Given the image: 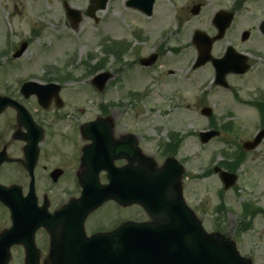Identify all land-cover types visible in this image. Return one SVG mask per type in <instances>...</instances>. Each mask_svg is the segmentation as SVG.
<instances>
[{"label":"rangeland","instance_id":"374dc122","mask_svg":"<svg viewBox=\"0 0 264 264\" xmlns=\"http://www.w3.org/2000/svg\"><path fill=\"white\" fill-rule=\"evenodd\" d=\"M66 1L70 7L84 11L89 0ZM201 1L205 3L201 18L191 20L184 27V33L196 27L207 26L214 7L228 6L233 2V0ZM62 2L63 0H22L19 3V0H0V21L3 22L2 26L0 24V36L2 30L4 31L0 38V46L5 42L10 49L17 44L19 46L22 41L29 43L22 56L14 59L15 61L9 63L13 60L12 56L0 59V85L4 83L15 85L14 77H22L29 73L40 75L44 67H57L62 78L66 77L62 75L64 72L70 73L74 78L72 83L66 84L64 98L67 101L66 110L73 112L77 117L73 115V118L55 122L54 128L58 133L61 132L63 137L56 136L46 142L42 149V164L48 169L58 166L70 178L76 162L73 161V154L78 152L81 143L77 142L76 136H72L75 134L73 126L99 115L101 106L107 103L111 104L107 112L113 117L118 130L138 134L144 151L156 158L159 163L162 161L159 142L168 143L171 131L186 136L188 132H192L193 135L185 138L179 136L182 141L180 147L172 153H167V156H175L184 166L185 172L181 183L186 203L207 231L216 230L232 238L241 254L252 255L253 264H264V141L246 154L244 162L238 167L239 175L234 188L223 191L216 174L211 172L205 176L206 171L218 162L231 161V158L220 153L221 151L232 154L237 151V146L255 134L259 117L245 102L249 100V93L250 99L252 97L254 99L256 94L263 92L264 66L257 67L254 73L242 79H230V83H234L241 90L238 92V98L233 97L229 91H222L217 87L207 89L205 85L202 86L205 87V94H200L199 89L196 90V85H192L188 80L189 75L182 63L183 56L178 58L179 63L174 64L175 74L171 77L175 81L168 89L167 86L163 88L165 94L162 96L152 93L153 74L146 73L138 66H134L132 75L137 74L139 80L126 79L125 83L127 88L134 89H141L146 85L145 89L150 90L147 97L128 101L124 95L125 90H122L123 83L118 85L117 78L110 82L105 92L98 94L88 83L93 75L82 64L95 67L99 63H104L105 70L110 71L114 77L124 64L120 63L118 66L113 55L103 53L106 37L119 40L138 25L143 26L146 31L153 32L149 35L155 37L157 28L154 27L152 19L130 14L131 11L127 13L121 0H113L106 14L105 10L96 13L97 21L82 16L78 28L72 30L65 17ZM241 5L242 12L237 18L236 25L240 29H249L251 10L254 18L253 28L256 29L259 22L264 21V0H245ZM197 20H201L200 26ZM32 28L38 31L39 36L30 33ZM149 42L151 43L152 39ZM142 50L145 52L148 47L142 45ZM190 52L193 54L192 50ZM89 53L93 55L91 59H88ZM127 58L131 57L128 55ZM66 67L68 69H65ZM176 76H181L184 83L181 77ZM210 76V71L203 70L197 75L195 84L199 85ZM118 103L120 106L116 107ZM202 106L214 109L211 118L215 123L220 122L222 118H233L235 129L231 133H223L221 140L213 139L206 145H201L197 132L206 129L210 123L208 118L199 113ZM14 175L17 176L15 167ZM40 187L41 183L38 184V189ZM220 197L221 203L226 207L222 211L217 210ZM245 201L262 210L253 218L252 225L246 231L240 229V222L243 220L240 212ZM105 207L108 209V205ZM127 216L147 219L143 213L135 209L127 210ZM2 219L5 220V213L0 209V220ZM20 254V250L14 248L9 264H22Z\"/></svg>","mask_w":264,"mask_h":264},{"label":"flooded vegetation","instance_id":"af4514ba","mask_svg":"<svg viewBox=\"0 0 264 264\" xmlns=\"http://www.w3.org/2000/svg\"><path fill=\"white\" fill-rule=\"evenodd\" d=\"M21 1L19 0V3ZM243 2L244 0H233L228 6L214 7L207 21V26L203 25V28L196 27L184 33V27L191 20L201 18L200 16L204 10L205 3L201 0H154L152 14L149 19L153 20V25L157 28L155 37L150 36L149 34L153 32L146 31L141 25L136 27L141 30L140 33L136 34L133 31L123 36L124 41L121 43L119 51L120 63H124L120 71L122 78L119 81L120 84L123 83L124 88L122 90H127L126 79L133 80L132 78H134L136 81L139 80L137 74L132 75L134 66H138L141 70H148L146 73L153 74L154 90L152 88V93H157L159 96L164 95L163 88L167 86L168 89L169 85L175 81L171 77L175 74V72L173 73L174 64L179 63L178 58L183 56L182 63L189 75L188 80L192 85H196V90L201 82L198 85L195 84V80L197 79V75L202 73L203 70H209L211 72L210 83L214 85V63L217 64L219 61L221 66L227 69L240 68L244 60L243 57H246L245 61L249 65L246 73L236 74L229 71L224 78L230 86L227 88L216 86L222 91H232V96H234L233 89L236 92L241 91L240 88H237V90L234 87V83H230V79H242L246 75L254 73L257 67L264 66V33L260 27L262 23L264 24V21L259 22L256 29H254L253 12L250 10V28L240 29L236 24L237 18L242 12L243 6L241 4ZM127 9L131 11L130 14H139L140 17L146 18L136 9ZM196 11L198 12L194 13ZM218 14V24L224 26L221 30L214 23V17ZM228 20L230 23H228ZM197 21L199 22L198 26H200L201 20ZM198 31L202 32V34L196 35ZM150 39H152L151 43L149 42ZM142 45L147 46L148 50L144 52ZM17 47L15 46L13 50L16 51ZM190 50H192L193 54H191ZM202 50H205L208 62L199 67H194L201 58L199 57V53ZM10 53L12 51L0 53V59ZM128 55L131 57L130 59L127 58ZM141 60L150 62L149 66H141ZM59 73L60 71L58 69H53L46 71L43 75L30 74L28 78L30 81L44 85L55 83L59 86L57 90L44 88L41 94V102L36 95L29 94L25 97L21 94V84L23 81H19L11 87L4 88L2 95L16 100L24 107L28 116H24V120L20 125L17 124V113L12 108L6 109L0 116V160L2 161H0V184L4 186L17 184L20 186L22 193L26 195L32 181L26 166L35 158L32 171L34 193L37 204L39 206L45 204L50 213L60 210L73 197L79 196L81 157L84 147L90 143L86 139L87 137L80 132L81 126L79 124L73 126L75 128V134H72V136H76L77 142L81 143L78 147V152L73 154V161L76 162L74 167H72L70 178L60 167L53 166L48 169L46 165L42 164V149L46 142L54 139L56 136L63 137V134L61 132L58 133L54 128L55 122L66 119L65 117L68 116L69 112L66 110L67 101L64 98V90L66 89L65 85L72 83L74 78L70 74L62 78ZM114 78L113 76L112 79ZM181 79L184 83V79L182 77ZM236 95L238 96L237 93ZM146 96L147 93L144 92L140 95V98ZM263 103L264 94L261 93L254 99L253 97L252 99L249 97V104L247 106L256 111L263 107ZM258 126L259 128L264 127V118H259ZM219 127L233 130L235 125H230L227 122ZM219 131L222 133L225 130L222 131L219 129ZM126 132L128 131L118 130L117 125L113 126L112 135L114 138H120ZM15 133H17V136L13 137ZM112 152L116 151L111 150L110 153ZM237 155L244 157L245 153L238 152ZM10 160L14 161L10 162ZM21 162H24L23 165ZM123 164V160L115 161L116 166ZM14 167L17 169V176L14 175ZM105 178V173L99 174L101 182ZM40 183L41 187L38 189V184ZM105 206L107 204L102 205L98 210L87 216L84 224L86 236L110 231L126 221L125 208L113 202L108 203V209ZM61 232L62 228L59 226L57 234L60 235ZM41 233L43 236L41 238L48 242L46 233L42 231Z\"/></svg>","mask_w":264,"mask_h":264},{"label":"water","instance_id":"95a60500","mask_svg":"<svg viewBox=\"0 0 264 264\" xmlns=\"http://www.w3.org/2000/svg\"><path fill=\"white\" fill-rule=\"evenodd\" d=\"M79 13H77L78 15ZM79 17L76 18V22ZM102 83L108 75H102ZM101 83V85H102ZM102 89V86L100 90ZM209 115L208 110L203 111ZM208 135V134H207ZM210 136L213 133L209 134ZM264 137V130L260 131L251 143H245V149H252ZM209 136L203 140H208ZM219 172L224 188L234 184L235 176L215 169ZM99 189V188H98ZM102 192L89 202H83L81 211L83 215L96 207L105 198L110 197L109 187L101 188ZM11 193L0 192V200L9 205L14 214V227L10 234L0 240V264H6L7 247L18 237V232L23 233L28 229L26 222L30 217L24 213V202L20 199L10 202ZM124 199V195L119 196ZM146 199L151 201V213L163 217L154 225L127 224L121 231V246H106L100 253L89 250L74 249L81 258L65 259L58 261L61 264H250L246 259L240 258L230 241L218 236L206 235L192 214L186 209L179 198L174 200L162 199L159 195L127 196L128 201H142L147 205ZM83 217V216H82ZM82 219V218H81ZM25 225V226H24ZM21 230V231H22ZM118 233V232H117ZM115 234L116 238L119 234ZM20 236V235H19ZM94 243V242H92ZM97 250V249H95ZM93 253V254H91ZM31 262V261H30Z\"/></svg>","mask_w":264,"mask_h":264}]
</instances>
